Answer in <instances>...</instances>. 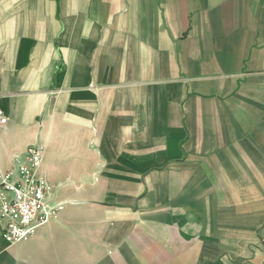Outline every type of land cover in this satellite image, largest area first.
<instances>
[{
  "label": "crops",
  "instance_id": "crops-1",
  "mask_svg": "<svg viewBox=\"0 0 264 264\" xmlns=\"http://www.w3.org/2000/svg\"><path fill=\"white\" fill-rule=\"evenodd\" d=\"M4 116L72 201L0 264H264V0H0Z\"/></svg>",
  "mask_w": 264,
  "mask_h": 264
},
{
  "label": "built area",
  "instance_id": "built-area-1",
  "mask_svg": "<svg viewBox=\"0 0 264 264\" xmlns=\"http://www.w3.org/2000/svg\"><path fill=\"white\" fill-rule=\"evenodd\" d=\"M8 119H0L4 123ZM45 145H30L14 163L0 168V231L7 241L17 242L34 235L65 208L57 199V189L38 172Z\"/></svg>",
  "mask_w": 264,
  "mask_h": 264
}]
</instances>
